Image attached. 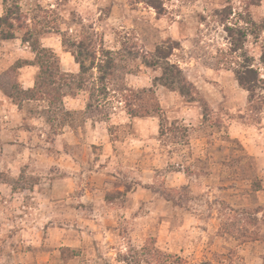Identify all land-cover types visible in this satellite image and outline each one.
Wrapping results in <instances>:
<instances>
[{
    "label": "rangeland",
    "instance_id": "374dc122",
    "mask_svg": "<svg viewBox=\"0 0 264 264\" xmlns=\"http://www.w3.org/2000/svg\"><path fill=\"white\" fill-rule=\"evenodd\" d=\"M0 23V97L37 130L10 143L72 156L0 163V264H264V0H0Z\"/></svg>",
    "mask_w": 264,
    "mask_h": 264
},
{
    "label": "crops",
    "instance_id": "0c3cea01",
    "mask_svg": "<svg viewBox=\"0 0 264 264\" xmlns=\"http://www.w3.org/2000/svg\"><path fill=\"white\" fill-rule=\"evenodd\" d=\"M30 88H33V87H30ZM30 88H28V89H30ZM28 89H25V90H28ZM164 94L166 97L165 98V105H162V106L165 108V110L168 113L176 114L181 119L186 117V119H184V121H186V122H188L189 120L192 122H196V121L200 120L199 119L200 115H199V111L197 109L196 104L194 105L193 102H187L189 104H182L181 98H179V97L177 98L176 96L172 97V95H170V93H166V92ZM245 95H246V99H247V97H248L247 93ZM12 98H10V96H7V95L0 97V124H1L0 125L1 126V129H0V163L5 164L4 168L7 167L8 168L7 170H10V168L12 170H14V169L16 170L17 167H19L23 162H26V160H30V163H29L30 167L32 169H37V170L40 169L41 167H43V165L44 166L49 165L50 167H52L51 164L57 165L59 160H61V159L69 160L68 163L71 164L70 159H72V156L64 150L61 152L55 151V153L47 150L48 153H46L47 154L46 156H45V154L40 156L41 154L39 153V151H36L35 147L25 146L24 148H22V146L20 145L21 149H19L18 147H15L16 144L10 143L11 140L17 141V138L22 141L25 134H28V133L34 134V132L37 131V130H34L33 127H29L30 130L27 129L28 127L27 128L26 127L21 128L22 123H20L21 122L20 120L24 119V117H23L24 112L22 110H20L19 108H17L18 107L17 105L13 104ZM230 98H231V95H230ZM246 99L243 103L242 102L240 103L241 108H243V106H246L245 105ZM233 108H240V106L237 107V105L236 106L233 105ZM238 110H236L235 112H238ZM132 119H140L141 121H147V122L150 121L152 127L156 123V121H154L155 120L154 117H152L150 115L149 116H143V117H141V116L140 117L139 116L133 117ZM241 126H242V122L232 121L231 125L229 127V134H231V136L234 138L243 139L245 136L241 133L240 134L237 133V129ZM241 131L245 132L246 129H244V130L241 129ZM253 133H255V132H253ZM257 133L258 134L256 136L261 135L260 131H257ZM11 136H13V137H11ZM125 150H127V156H123V158L125 159V157H126V161H128L131 158L130 157L131 154L135 155V151L134 150L132 151V149H129V148H127ZM253 154H256V153L253 152ZM75 161L78 162V160H75ZM7 172H9V171H7ZM44 178H46V177H44ZM53 178L50 179L53 182L62 179L65 184H68L67 186H69V187H67V188H70L71 185H70L68 180H71L72 176H69V175L64 176V177H60V176L56 177L55 176ZM259 178L264 179V174L261 173ZM39 183H41V180ZM4 202L8 203V200L6 199ZM5 208L6 207H4V206L0 207V215L2 213L3 214L7 213V209L5 210ZM5 229H6V225L0 221V234L3 231H5ZM54 229L55 228L52 229V227L47 228L48 232L49 231L51 232ZM60 229L65 230L66 232H69L65 228H60ZM9 231H10V229H9ZM16 232L19 233L18 230H16ZM16 232H13V233H16ZM82 233L84 234L83 231L79 232V239L77 238L78 241H77V243H74V245L66 243L65 239H63L64 243L60 244V245L61 246H70V247L79 245V242L82 243V236H83ZM62 234H63V236L65 235L66 237H68V235L65 232H63ZM45 240H49V239L45 238ZM34 243H36V242H34ZM38 244H39V242H38ZM41 244H42V242H40V245ZM20 253L21 252H19V254ZM23 253H26V252H23ZM49 254H48V252L41 251V252H38L35 255V257H40V259L42 258V260H45L43 258H44V256H47L46 260L48 261L51 258ZM45 263H48V262H45Z\"/></svg>",
    "mask_w": 264,
    "mask_h": 264
},
{
    "label": "trees",
    "instance_id": "16d2710c",
    "mask_svg": "<svg viewBox=\"0 0 264 264\" xmlns=\"http://www.w3.org/2000/svg\"><path fill=\"white\" fill-rule=\"evenodd\" d=\"M1 25L2 24L0 23V28H2ZM3 32L4 31L2 29V33ZM12 37H15L13 31H8V33H6V35L4 36V38H12ZM25 40L28 42H31L30 39L27 37L25 38ZM31 44H32L33 50L36 52V60H38L37 64L40 66V69H41L40 70L41 76L43 74H47L48 77H52V75L57 74L59 72V70L57 72L55 71V73H54V71L52 69L53 66L59 65V63H58L59 62V56L57 55V53L51 48L44 47L41 44H38V42L37 43H31ZM36 60L31 61V64H36ZM76 60H77V62H79L81 64V72H85L84 63L78 57H76ZM53 68H55V67H53ZM38 76H40V75H38ZM238 79L240 81V84H242V85L245 84L240 77ZM37 84L39 85V83H37V81H36V85ZM48 85L50 86V83H48ZM244 87L246 89H249L246 86H244ZM34 89H35V87L30 88L28 90H25L21 87H20V89L18 88V90H20L21 93H25V94H27L30 91H33ZM181 92L184 95V92L183 91H181ZM130 114L132 116L136 115L134 113H130ZM149 115H151V114H149V113L145 114V116H149Z\"/></svg>",
    "mask_w": 264,
    "mask_h": 264
}]
</instances>
